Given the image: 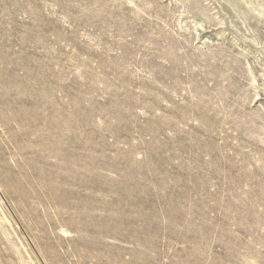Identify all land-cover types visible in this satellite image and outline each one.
I'll return each instance as SVG.
<instances>
[{"label":"rangeland","instance_id":"obj_1","mask_svg":"<svg viewBox=\"0 0 264 264\" xmlns=\"http://www.w3.org/2000/svg\"><path fill=\"white\" fill-rule=\"evenodd\" d=\"M0 264H264V0H0Z\"/></svg>","mask_w":264,"mask_h":264},{"label":"bare ground","instance_id":"obj_2","mask_svg":"<svg viewBox=\"0 0 264 264\" xmlns=\"http://www.w3.org/2000/svg\"><path fill=\"white\" fill-rule=\"evenodd\" d=\"M246 3V2H245Z\"/></svg>","mask_w":264,"mask_h":264}]
</instances>
